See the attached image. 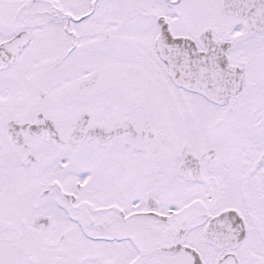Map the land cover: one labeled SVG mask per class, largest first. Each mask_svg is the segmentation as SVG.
Masks as SVG:
<instances>
[{
  "label": "snow or ice",
  "instance_id": "6c2138e0",
  "mask_svg": "<svg viewBox=\"0 0 264 264\" xmlns=\"http://www.w3.org/2000/svg\"><path fill=\"white\" fill-rule=\"evenodd\" d=\"M0 264H264V0H0Z\"/></svg>",
  "mask_w": 264,
  "mask_h": 264
}]
</instances>
